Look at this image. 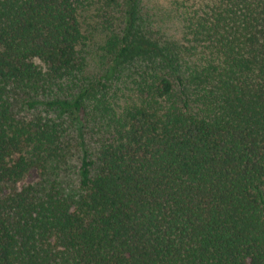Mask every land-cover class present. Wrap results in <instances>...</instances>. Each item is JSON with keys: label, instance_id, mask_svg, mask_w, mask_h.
Instances as JSON below:
<instances>
[{"label": "trees", "instance_id": "16d2710c", "mask_svg": "<svg viewBox=\"0 0 264 264\" xmlns=\"http://www.w3.org/2000/svg\"><path fill=\"white\" fill-rule=\"evenodd\" d=\"M157 1L0 0V264H264V0Z\"/></svg>", "mask_w": 264, "mask_h": 264}, {"label": "rangeland", "instance_id": "374dc122", "mask_svg": "<svg viewBox=\"0 0 264 264\" xmlns=\"http://www.w3.org/2000/svg\"><path fill=\"white\" fill-rule=\"evenodd\" d=\"M157 1V0H155ZM164 3L163 2H159L157 1L155 3V9H158V15L160 16V18H162V10H165L164 7ZM93 29V36L92 34H90V41L89 44L91 45V47L93 48V54L92 57L90 58V66L87 68V73L89 74H95L98 75V73H102L103 68L100 67L98 65L97 62H99L98 56H99V52L98 51V47L99 45H101V41L100 39L102 38L101 36V29L100 27L95 23L90 24V26L88 27V32H92ZM97 51V52H96ZM74 158H71L68 160L67 163H59V167L58 166H50L49 167V172L50 173H56L57 175V179L61 185V187L65 190V191H74L78 185V168H79V162L76 161ZM38 177V172L35 170H32L31 173L28 175V177H26V179L24 180V183H28L31 181L36 180Z\"/></svg>", "mask_w": 264, "mask_h": 264}]
</instances>
